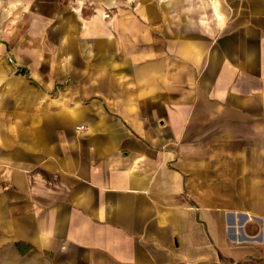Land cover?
<instances>
[{
  "label": "crops",
  "instance_id": "0c3cea01",
  "mask_svg": "<svg viewBox=\"0 0 264 264\" xmlns=\"http://www.w3.org/2000/svg\"><path fill=\"white\" fill-rule=\"evenodd\" d=\"M19 6L0 264H264V0Z\"/></svg>",
  "mask_w": 264,
  "mask_h": 264
},
{
  "label": "rangeland",
  "instance_id": "374dc122",
  "mask_svg": "<svg viewBox=\"0 0 264 264\" xmlns=\"http://www.w3.org/2000/svg\"><path fill=\"white\" fill-rule=\"evenodd\" d=\"M8 2H9V0H0V16H2V14L4 12L3 6L6 7V9L10 10L6 13V15H7L6 20H3L0 18V26L4 27L6 29V28H8L7 23H9L10 25H13L14 28L16 27L14 35H18V31H19L18 26L24 22V15L19 14V11H20L19 0L14 1V3L12 2V4H10ZM70 5H72V2H70ZM77 7L80 8L79 10L81 13H83L84 15H89L90 13L93 12V9L95 6L92 4H88V1H85V4H79V3L75 4L74 3V8L77 9ZM44 11H45V13L39 19L38 25H40V27L43 30L44 40H47V39L52 38V36H55V35H52V30H53L52 25L56 21V16L49 14L45 9H44ZM31 17L34 18V16H31ZM28 19L29 20H27V21H32V20H30V17ZM0 40H3V39L0 38ZM13 56L17 57L18 52L16 54L14 53L12 55V58H13Z\"/></svg>",
  "mask_w": 264,
  "mask_h": 264
}]
</instances>
